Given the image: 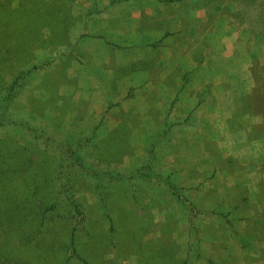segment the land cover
I'll use <instances>...</instances> for the list:
<instances>
[{
  "label": "rangeland",
  "instance_id": "rangeland-1",
  "mask_svg": "<svg viewBox=\"0 0 264 264\" xmlns=\"http://www.w3.org/2000/svg\"><path fill=\"white\" fill-rule=\"evenodd\" d=\"M0 264H264V0H0Z\"/></svg>",
  "mask_w": 264,
  "mask_h": 264
}]
</instances>
